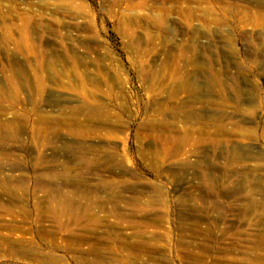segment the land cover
<instances>
[{
  "label": "rangeland",
  "instance_id": "obj_1",
  "mask_svg": "<svg viewBox=\"0 0 264 264\" xmlns=\"http://www.w3.org/2000/svg\"><path fill=\"white\" fill-rule=\"evenodd\" d=\"M6 121L0 264H264V0H0Z\"/></svg>",
  "mask_w": 264,
  "mask_h": 264
},
{
  "label": "bare ground",
  "instance_id": "obj_2",
  "mask_svg": "<svg viewBox=\"0 0 264 264\" xmlns=\"http://www.w3.org/2000/svg\"><path fill=\"white\" fill-rule=\"evenodd\" d=\"M232 50L236 51V49L234 48L233 45H232ZM194 57H195V59H198V58H201V57H205L206 58L207 56H206L205 49L204 48L200 49L199 53L196 54ZM218 73L219 72H217V74ZM12 78H15V77L12 76ZM228 80H230V79H228ZM228 80H224V79L220 78V76L217 75L211 82H207L209 93H213L214 92V93H216V95L220 99L225 101L226 97H227V94H226V92L224 90V88H225L224 86H229ZM11 82L13 83V79H11ZM25 82H28V80H25V78H22V80L20 81V84H19V89L15 90V91L16 92H20L21 89L24 88L23 86L25 85ZM31 82H32L31 84H33L34 87H36V92L35 93H31L32 95L30 96V100L34 101L32 98H35V96L36 97L37 96H42L44 94V87H43L42 84H35V83H37L36 80H32ZM180 89H181L182 92H188V91L193 92V91L196 90V87L194 85H186V83L183 82ZM234 94H235V96L233 98L235 99V101L239 102L238 93L236 92ZM219 107L220 108L223 107V104H219ZM191 114L192 115H200L199 112H192ZM206 115L212 117L214 120L224 119V117L220 118V117L216 116L215 114L207 113ZM46 120H47L49 125H52L53 123H55V124L57 123L56 120L53 119L51 116L47 117ZM65 124H66L65 121L62 120L61 123L59 122V127H56V129H55V127H46L44 132H40V133H43V134H40V136L41 137H43V136L46 137V135L49 136L50 140H51V144L55 145L58 142L57 141L58 137H59L58 134L60 133V130L65 126ZM60 125H61V127H60ZM148 126H149V129H152L155 126H159V124L158 123L152 124V122H151V123L148 124ZM21 130L22 129L16 124L15 121L0 122V139L1 140H4V139L14 140V139L20 137V131ZM219 131H223L225 134H230V131H228L224 126H219V128L216 130V134H214V135L212 134V136H210V138H209V140L211 142H214V145H218V147L220 145H223V139L219 137V135H220L218 133ZM33 135H35V137H37V138L39 137V135H37L36 132L33 133ZM75 135H76V133H75ZM77 136H80V133H78ZM158 138H160V137L158 136ZM174 140H177V139L175 138ZM207 140L208 139H205L203 136H200L198 141L203 143V141H207ZM175 142H173V144ZM232 147H233L232 150H227V148H225V147L222 148V151L220 152L219 155L224 157V158L225 157H229V158H232V159L235 158L237 160H240L241 158L246 157L245 153L243 151H240L236 146H232ZM64 149H66V150L68 149L70 151L71 150L74 151V150H76L78 148H73L71 146H68V145L65 146L64 145L63 147H60V149L58 147H56L55 150L57 152L58 151L60 152L61 150H64ZM212 152H215L214 148H213ZM156 155H157L158 158H160L161 153L158 152ZM207 157H209V155H203V158H207ZM42 162L45 163L46 161L43 160ZM84 162L87 163V160H85ZM100 163H101L100 164L101 166L106 165V164L109 165L111 171L119 164L118 161L113 160L112 158H110V159H102L100 161ZM198 163L200 165L202 164L201 159L199 160ZM227 167H228V165H225V168H227ZM204 178H205L204 179L205 180V184H208L209 187L215 186L213 184L214 183L216 184L217 180H216V178L214 177L213 174H209V175L205 174ZM237 179H238V181H237ZM227 182H228V184L229 183L233 184L234 188H243V189L247 190V189H250V188L253 187V185H250V183L253 182V180L251 178H249L247 175H245L244 173L243 174L242 173H238L237 175L236 174H232V175L228 176ZM226 186H228V185H226ZM156 191L159 192V190H157V189H156ZM52 192H53V190L52 191H47L46 194H45V197L51 196ZM111 194H112L111 197L108 195L109 196L108 198L110 200L111 199L115 200L117 198H121V196H117L114 193H111ZM161 195L162 194L159 192V196L160 197H161ZM101 206L103 208L104 203H102ZM245 210H246V208H245Z\"/></svg>",
  "mask_w": 264,
  "mask_h": 264
}]
</instances>
